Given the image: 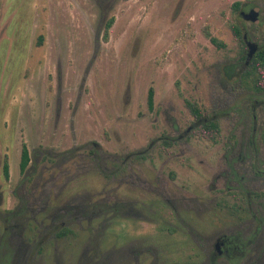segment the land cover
Listing matches in <instances>:
<instances>
[{"label":"rangeland","instance_id":"obj_1","mask_svg":"<svg viewBox=\"0 0 264 264\" xmlns=\"http://www.w3.org/2000/svg\"><path fill=\"white\" fill-rule=\"evenodd\" d=\"M243 3L261 8V25L239 16L235 6ZM234 25L244 39L263 42L256 27L264 34V0H0V240L10 246L8 264H213L205 255L210 241L194 240L155 196L144 205L148 175L173 192H198L211 225L206 215L181 214L200 235L254 232L259 201L253 196L249 211L243 193L260 185L246 172L252 161L237 160V144L253 134L252 105L264 95L246 73L236 75L245 49ZM188 102L216 117L218 143L185 135L194 123ZM256 114L259 127L264 109ZM162 137L177 146L164 151L158 144L145 157L151 161H143L148 143ZM263 138L258 128L256 141ZM226 144L237 150L227 155ZM23 145L31 156L24 173ZM49 155L70 170V178L57 180L66 186L62 196L82 204V227L71 225L57 245L48 239L54 232L47 211L34 210L35 199L56 195ZM127 158L131 167L113 178L117 161Z\"/></svg>","mask_w":264,"mask_h":264},{"label":"flooded vegetation","instance_id":"obj_2","mask_svg":"<svg viewBox=\"0 0 264 264\" xmlns=\"http://www.w3.org/2000/svg\"><path fill=\"white\" fill-rule=\"evenodd\" d=\"M241 10H244L245 13L250 14L253 11L256 12L257 14V19L254 21L253 24L259 23L261 20V8L257 6L256 4L253 3H243L239 7V13ZM246 21V19H243ZM240 27V26H239ZM241 28V27H240ZM257 31L259 34L257 37L259 39H264V34H262L261 31L262 29L259 27H256ZM242 30V39L245 44V50H244V55L245 60L243 62V70H241L238 74H236L238 77L241 76L242 74H245L251 60L253 59L254 55L261 50L264 47V41L263 42H256L252 41L251 38L247 37V39H244L246 36L245 32ZM247 42L251 45L252 50H255V53L252 55V58L248 60V57L250 53L252 52L251 48L247 46ZM242 56V58H243ZM257 94L264 95V92H257ZM256 107H259V111L263 112L264 109V100H260L257 102H254L252 105V111L254 113L253 117V130L249 138L247 139V143L240 142L238 145V151L240 154L238 155L237 160L245 161L251 160L252 162L246 166V172H248V169H251L252 172V183L255 182V186L257 184L260 185V188H255L254 190H245L244 195H245V200L246 204L249 205L248 210L250 211L251 209V203H252V198L258 199V209H257V214L259 216L257 217V223L256 227L254 229V232H250L249 234L243 233V230H239L240 232H237V234L234 235H227V234H213L210 236V238L205 237L207 235L202 236L200 235V232L196 228H194L193 223L189 224L182 216L181 211H184L186 215H191L192 219H198L200 214L206 215V219H204V223L208 222L210 225V218H209V207L205 206V203L202 198L198 195V192L195 191H171L167 188L166 184L167 183H162L160 180L154 181V183L150 180L149 175L146 176V179L144 178L143 180V189L145 192L146 197L144 201V205H150L152 200V196H155L158 201L159 205L167 206L170 208V215L174 217L176 220L177 224L184 225L185 227H189L190 233L192 237H194V240L198 238L200 242L203 244L205 241H210V251L211 253L206 252L205 255H210L211 260L213 264L215 263V260H224V262L227 261H234L235 259L237 264H264V170H261L259 168V164L264 165V141L260 144L259 142L256 141V134H257V129L259 128L260 133L263 135L264 134V123H262L258 127V116L256 114ZM216 117H211V116H206L205 113L202 116V121L196 120L194 118V123L188 128V130L185 131V135L190 133L194 134L196 129L204 123H207L208 121H215ZM174 130H177V125L175 124L173 126ZM183 135H181L182 138ZM167 137H162L161 140L159 141H154L148 143L147 147L145 148L143 152V161L148 160L149 162L151 161L150 159H146L145 157L150 154L151 150L156 146L160 145L162 146V150L167 151L170 147L172 146H177V142L175 140L171 139H166ZM264 140V138H263ZM162 141V142H160ZM169 142V143H167ZM226 149L228 151L227 155L232 153L233 151L237 150L235 147V144H226ZM95 154L96 152L93 151ZM51 162L49 166L47 167V170L49 173L51 172L50 175V180H49V185L51 190H56V195L53 197L52 194L49 193V196L44 203L41 202H36L37 200L35 199V207L34 210H36V214L40 213H45L47 211V223L48 224V229L52 230L54 233H50V237L48 239L53 240L54 245H57L56 242L60 239L66 238L70 235L72 232L71 225H77L79 227H82V204L78 205H71L70 204V199L63 197L62 195L64 194L63 190L66 187L65 185L59 186L57 185V180L58 179H63V178H70L71 175L70 170H60L59 167L62 165L58 163H63L65 162L64 160H59L56 159L55 155H49L47 158ZM132 160L131 158L123 159L121 161H117L116 165L114 166V171H113V178H118L119 174L121 171L125 172V167H131ZM58 169L60 174L57 176L55 174V170ZM26 172V171H25ZM82 172V169L80 170ZM133 176V175H131ZM129 177V176H128ZM130 178V177H129ZM127 182V181H126ZM211 185L214 186V177L211 179ZM233 189L231 187H227L224 192L230 193L232 192ZM243 192V191H239ZM55 193V192H52ZM212 194V192H209ZM53 197V200L51 201ZM235 198H239L238 196L234 195ZM209 203V200H207ZM130 204V202H128ZM126 204V205H128ZM118 203L114 206V209L119 210V206H117ZM128 210H131V212H134V209L132 206H127ZM148 207V206H146ZM145 207V208H146ZM149 211V210H148ZM118 213V212H117ZM150 214V212H149ZM100 214L95 215L93 218L99 217ZM35 223L37 222L39 225L44 226L45 223L43 220L41 222H38V219L34 217ZM197 223V221H196ZM175 229H177V225L174 226ZM72 234V233H71ZM196 234V235H195ZM236 235V236H235ZM196 238V239H195ZM44 244L43 241L39 242L38 250L39 248L42 247ZM10 246L5 245V241L0 240V264H8L9 263V256H7V249H9ZM12 250V248H11ZM58 252V251H57ZM60 255L61 254H55ZM54 256V257H55ZM18 257V253L16 258ZM59 261V260H57Z\"/></svg>","mask_w":264,"mask_h":264},{"label":"trees","instance_id":"obj_3","mask_svg":"<svg viewBox=\"0 0 264 264\" xmlns=\"http://www.w3.org/2000/svg\"><path fill=\"white\" fill-rule=\"evenodd\" d=\"M239 7L240 4H236L235 6L236 11H238ZM114 22H115V18H111L110 21L106 24L105 27L106 40L109 38V31L112 28ZM232 31L238 42L241 44V46L245 48V44L242 39L241 28L238 25H234L232 27ZM210 40L218 48L225 47V44L215 37L210 36ZM243 60H245V56H243ZM245 77L250 80L253 89L256 92H264V47L254 55L246 71ZM147 104L149 108L152 110L154 107L153 88L149 90L147 97ZM187 104H188L187 105L188 109L193 115V117L196 120L202 121L201 118L204 112L201 110V108L191 102H188ZM220 134H221V128L216 121H208L207 123L201 124L194 132L195 137L211 141L214 144L219 142ZM30 162H31V156L29 150L26 145H23L22 153H21V161H20V170L22 173L26 171ZM3 170L5 177L9 178V165L7 163L4 164Z\"/></svg>","mask_w":264,"mask_h":264},{"label":"water","instance_id":"obj_4","mask_svg":"<svg viewBox=\"0 0 264 264\" xmlns=\"http://www.w3.org/2000/svg\"><path fill=\"white\" fill-rule=\"evenodd\" d=\"M239 16L242 18V19H246V20H252V21H255L257 19V14L255 11H253L252 13L250 14H247L244 12V10H241L240 13H239ZM246 43H247V46L249 48H251V45L249 44V42H247L246 40ZM252 50V48H251ZM255 53V50H252V52L250 53L249 57H248V60H250L252 58V55Z\"/></svg>","mask_w":264,"mask_h":264}]
</instances>
